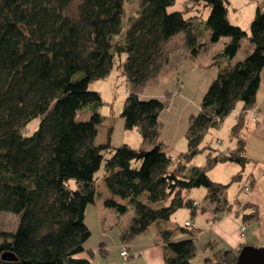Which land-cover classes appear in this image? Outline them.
Returning <instances> with one entry per match:
<instances>
[{
  "label": "trees",
  "instance_id": "obj_1",
  "mask_svg": "<svg viewBox=\"0 0 264 264\" xmlns=\"http://www.w3.org/2000/svg\"><path fill=\"white\" fill-rule=\"evenodd\" d=\"M71 2L0 0V214L11 213L17 222L13 231H0V264H91L94 252L85 247L91 235L85 214L98 196L117 215L133 206V218L119 234L124 243L152 223L170 221L179 209L194 215L199 203L184 192L195 188L206 192L213 221L230 215L229 185L209 179L207 172L217 163L231 162L241 168L232 177L239 181L248 162L239 132L248 113L256 125L261 118L256 98L264 72V7L255 8L242 30L229 22L227 0L183 1L208 8L205 19L187 18L184 10L170 12L175 0H140L122 32L124 0H79L75 12L69 11ZM178 34L194 59L222 37L227 40L210 56L216 76L199 111L189 118L187 149L174 162L158 138L159 113L168 104L142 100L139 92L157 83L169 60L165 47ZM245 38L250 46L238 58ZM113 67L128 85L119 117L124 129L138 130V148L127 143L111 147V129L103 144L95 140L106 118L99 112L101 96L89 84L110 75ZM237 103L241 109L230 132L237 147L225 153L209 150L203 166L191 165L203 151L199 144L205 132L221 125ZM80 112L88 117L78 119ZM36 119V129L25 132ZM100 180L105 189L98 193ZM236 204V214L248 208L238 228L242 237L244 221L258 219V205ZM186 223L176 226L177 238L169 230L160 233L164 264H195L199 228ZM200 246L209 253L199 264L236 259L237 251L216 249L212 240ZM5 253L16 259L4 260Z\"/></svg>",
  "mask_w": 264,
  "mask_h": 264
},
{
  "label": "rangeland",
  "instance_id": "obj_2",
  "mask_svg": "<svg viewBox=\"0 0 264 264\" xmlns=\"http://www.w3.org/2000/svg\"><path fill=\"white\" fill-rule=\"evenodd\" d=\"M78 1L79 0H72L71 5L69 6L70 12H75ZM139 1L140 0H124L125 19L122 22V32H124L126 28L124 24L127 22V19L132 17V14H134L140 6ZM183 1L184 0H175V4L169 8V11L184 10L183 13L185 14V17L188 18V16L196 15L199 16L200 19H205L209 14L208 8H203L201 4H199V6H194L193 4H188L186 6ZM227 1L229 2L227 11L229 22L236 24L242 28V30H244L243 28H248L250 20L248 22L246 21L249 17H251L250 19L254 17L255 8L257 6L260 8L264 7V0ZM182 38L183 36L178 34L173 40L167 43L165 48L169 60L168 63H165L162 66L157 83L147 84L139 92V97L142 100L154 98L157 100H166V104H168L167 107L159 113L158 138L163 143L162 149L167 151L171 157L186 151V137L184 134L188 127L189 118L192 114L195 115L199 111L202 96L206 92L205 90L209 84L213 81V78L216 76V70L210 66V60L207 55L209 50L202 51L201 56L196 59L191 57L189 58L188 55H186V48L183 47ZM225 40H227V38L222 37V39H220L217 43L212 44L214 46L213 50H220L223 47L222 44ZM240 45L241 46L236 53L239 56L245 54V51L248 49L250 44L248 39L245 38L242 40ZM89 90L95 91L101 96L103 104L99 109V112L106 118L103 126L98 128L99 132L95 139L96 143L103 144L106 141L105 139L108 129H111V133L109 134L111 147L114 148L118 145L127 143L134 148H138L141 139H139L137 130L135 128L124 129L123 120L119 117V114L123 109L122 105L126 96L125 91L128 90V85L125 82L124 76H122L120 72L113 67L110 75L107 77L90 82ZM262 99L264 100V98ZM240 107L241 103H237L235 109L226 116L221 125L215 128H209L205 132L204 138L199 144V147L203 151L196 154L194 160L191 162V165L203 166L206 161L205 156L209 150L214 153L222 151L224 148L237 147V138H231L230 135L229 137L227 135L232 126L229 128L226 127V125L230 120L236 121V114L238 115ZM261 111L262 113H260V115L262 116V114H264V104ZM87 117V112H80L78 119ZM250 119L251 114L248 113L243 122L244 126L239 132V137H241L244 141L245 156L248 159V162L245 164L244 169L241 172L239 181H233L234 179L232 177L239 173L241 168L231 162L217 163V165L208 170L207 175L209 179L217 183L220 182L229 185L226 191L227 200L232 204L231 212L230 215L219 218L221 219V230L223 234H225L224 232H226V228L232 225L231 221L234 222L237 220L238 223H241L242 215L244 213H248L247 208L244 210L241 209V211L236 214V202H241L242 205L244 202L249 201L250 197L247 198V193L249 191L247 192L246 190L252 189V186H249L250 175L252 174L255 179L254 185H257L253 189L255 192L252 196L251 204L253 203L258 205L259 224H255L250 220L244 221L245 224L249 226L247 232L252 234L254 230L256 235L252 234V238H243V241L247 244H255L254 246L259 247L264 244V128L259 129L260 126L252 123ZM38 122V119L33 120L28 125L25 132L29 133L30 131H34ZM222 125L224 127V131L221 128ZM257 126L259 128H257ZM227 142H233V144L230 146L228 145L227 147ZM73 185L74 182L72 180V182H69V186L72 188ZM104 189L105 187L101 180L98 181L97 192L101 193ZM198 190L204 192V195L197 192ZM185 193L192 200L199 203L198 206H196L194 215H191L188 208L179 209L171 217V222L182 226L184 221H189L192 223V226L198 227V219L195 220L196 217L198 215L208 216L210 212L212 213V208L208 209V206H210L211 203L206 201V192L203 188H195ZM102 201V197L98 196L95 200V204L87 206L85 223L91 231V235L87 239L85 247H94V249H96V254L98 255L100 253L97 251L98 247L103 246L108 252V254L106 253L105 258L113 257L115 259L119 257L120 252L119 248L116 249V247L121 244L119 234L122 229L130 224L133 218L132 216L134 215V208L129 205L125 213L117 215L113 210L103 207ZM217 221L219 220H215L214 222ZM16 225V218L13 214L8 212L0 214V231L6 233L13 231ZM100 226H103L102 230ZM207 231L208 228L205 227L204 231L200 234V237L198 234L196 236L195 245L197 252L193 258V262L195 264L204 262V257H206L209 253L208 249L205 250L202 246H200V244L208 241L210 233L207 234ZM106 232L107 235L103 237L102 233ZM230 234L233 235L232 232ZM218 235L221 236L219 240L220 246L228 249V247H226L228 244L224 238L226 235ZM143 236L144 235H138L136 236V239H142ZM258 239H262L261 241L263 242H258ZM103 241H105V243H103ZM220 246L214 247L219 249Z\"/></svg>",
  "mask_w": 264,
  "mask_h": 264
},
{
  "label": "crops",
  "instance_id": "obj_3",
  "mask_svg": "<svg viewBox=\"0 0 264 264\" xmlns=\"http://www.w3.org/2000/svg\"><path fill=\"white\" fill-rule=\"evenodd\" d=\"M251 17L248 18V20L246 22H248ZM249 24V23H248ZM249 26V25H248ZM181 40V38H180ZM171 41V40H170ZM214 49V46L212 45L211 47L205 49V50H209L208 51V57H209V60L211 59V55L212 53L215 51L213 50ZM204 51V50H202ZM202 51L199 53V55L196 57H200L201 56V53ZM188 53V52H186ZM187 55V54H186ZM238 58H241V56L239 55H236ZM210 62V61H209ZM262 83H261V86H260V89L258 91V94H257V103H256V108L258 111H260V113H262L261 109L263 107V104H264V100L262 98H264V72L262 73ZM241 109V107H240ZM238 113V112H237ZM237 116V114H236ZM235 116V117H236ZM236 120H237V117H236ZM260 123V124H259ZM259 123L258 125L260 126V128L257 126V128L261 129V128H264V114H262L260 120H259ZM236 124V121H232L230 120L226 127H233L234 125ZM224 125V124H223ZM222 125V129L224 131V127ZM231 127V128H232ZM221 130V129H220ZM231 129L229 130V133H227L228 137L230 135L231 138L232 135H231ZM137 133H138V130H137ZM139 136V134H138ZM140 139V137H139ZM230 140V139H229ZM139 142V141H138ZM141 142V141H140ZM233 142H227V147L228 145H232ZM139 146V145H138ZM132 147V146H131ZM232 149H235V148H224L221 152L225 153L227 152L228 150H232ZM179 154V153H178ZM176 154L175 156H170L169 153L168 155L170 156L171 160H174V162H176V158H177V155ZM174 157V158H173ZM250 180L254 181L255 183V179L253 178L252 174L250 175ZM249 180V181H250ZM253 183V186H252V192H250V194H248V197H250L249 201L251 202V199H252V196L254 195V188L256 187L257 184L254 185ZM257 183V182H256ZM197 192H199L201 195H204V192L198 190ZM185 193V192H184ZM103 195H106V192H103L102 193ZM185 195L187 197H189L186 193ZM190 198V197H189ZM194 201V200H193ZM247 201V202H249ZM194 202H197V201H194ZM213 208V205L211 204L210 206H208V209H211ZM212 211V209H211ZM111 214V213H110ZM214 215L213 212L209 213V215H198L196 217L195 220L198 219V227H195V228H199V231L197 232V234L199 235L200 237V234L202 233V231H204V228H208V231H207V234L210 233L209 237H208V241L209 240H212L215 242V246H220V237L218 234H221L222 236H224V238L226 239V243L228 244V249L230 250H235V251H239L240 248L243 247V245H253V244H247L243 241V238L246 239V237H251L252 238V234H255L254 230H253V233H248L247 230H248V227L247 226V230L246 232L244 233L245 236H242L239 234V226L241 225L240 223L237 222V220H235L234 222L231 221V226L230 227H227L226 228V232H224L225 234H223L222 230H221V219H219V221L217 222H214L213 218H214ZM116 217V216H115ZM222 218V217H221ZM251 222H254L255 224H259V217L258 219L255 220V218L253 217L251 220ZM187 221H184L182 225H184ZM178 224H174L173 222L170 221H166V222H163V223H152V225H150V227H148L149 229L142 233V235H144L142 237V239H136V236L134 238L131 239V242L129 243H124L121 241V244H119L117 248H119V251L121 249V247L123 246H126L127 250L129 251L130 255L128 258L126 259H123L120 255V252H119V257L118 258H113V257H109V258H105L106 256V253L108 254V252L105 250V248L102 246L98 247L97 251L100 252L98 255L96 254V249H94V247H87L89 249H91L94 253H93V256L91 258V264H164V256H165V253H166V249H164V244L162 242V238H160V233L162 231L165 230H169L171 232H173V237H179L180 234H178V231H177V226ZM189 225L192 226V223L189 222ZM101 227V230L103 228V226H100ZM233 233V235H231L230 233ZM107 235V232L106 233H102V236L105 237ZM141 235V236H142ZM231 235V236H230ZM256 235V234H255ZM262 239H258V242H263L261 241ZM257 242V241H256ZM103 243H105V241H103ZM258 244H262V243H258ZM255 245V244H254ZM253 245V246H254ZM221 247V246H220ZM221 248H224V247H221ZM227 249V248H225ZM81 256H86L85 254H81Z\"/></svg>",
  "mask_w": 264,
  "mask_h": 264
},
{
  "label": "water",
  "instance_id": "obj_4",
  "mask_svg": "<svg viewBox=\"0 0 264 264\" xmlns=\"http://www.w3.org/2000/svg\"><path fill=\"white\" fill-rule=\"evenodd\" d=\"M2 258L6 261L15 260L16 258L12 256L10 253H5L2 255ZM235 261L231 264H264V244L261 246H250L243 245L235 257ZM213 264H224L220 262H214Z\"/></svg>",
  "mask_w": 264,
  "mask_h": 264
},
{
  "label": "built area",
  "instance_id": "obj_5",
  "mask_svg": "<svg viewBox=\"0 0 264 264\" xmlns=\"http://www.w3.org/2000/svg\"><path fill=\"white\" fill-rule=\"evenodd\" d=\"M246 191H248V190H246ZM186 224H187V223H186ZM244 229H245V227L242 226V227L240 228V232L242 233V232L244 231ZM120 255H121V257H122L123 259L128 258L129 253H128V251L126 250L125 247L122 248V249L120 250Z\"/></svg>",
  "mask_w": 264,
  "mask_h": 264
}]
</instances>
